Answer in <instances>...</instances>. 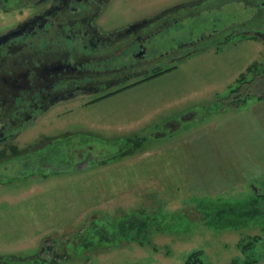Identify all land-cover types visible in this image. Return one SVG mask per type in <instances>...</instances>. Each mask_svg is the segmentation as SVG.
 <instances>
[{"label": "rangeland", "instance_id": "374dc122", "mask_svg": "<svg viewBox=\"0 0 264 264\" xmlns=\"http://www.w3.org/2000/svg\"><path fill=\"white\" fill-rule=\"evenodd\" d=\"M185 1L110 0L94 24L102 32L122 29ZM216 1L187 7L199 16L155 34L147 46L165 52L212 33L214 24L225 29L224 40L204 43L182 67L166 59L175 67L111 95L48 101L0 144V257L185 264L201 250L205 262L232 264L264 255V216L220 227L202 207L242 205L256 195L264 201V36L255 27H230L251 18L252 6L218 8ZM31 5L0 0V34L45 4ZM135 80L141 75L121 86ZM45 149L56 160L32 156ZM133 217L145 223L121 227L139 221ZM253 235L260 240L243 254L238 243Z\"/></svg>", "mask_w": 264, "mask_h": 264}, {"label": "flooded vegetation", "instance_id": "af4514ba", "mask_svg": "<svg viewBox=\"0 0 264 264\" xmlns=\"http://www.w3.org/2000/svg\"><path fill=\"white\" fill-rule=\"evenodd\" d=\"M26 1L18 0V4L45 5L29 12L16 28L0 34V144L14 136L15 129L48 101L78 92L104 94L123 80L137 75L146 78L167 68L166 59L181 60L195 53V49H202L204 43L224 40L226 36L225 29H218L214 24L212 33L178 41L165 52L155 50V53L147 46L155 34L164 36L165 30L171 27L178 30L182 21L199 16L200 12H189L187 7L208 4L211 0L179 2L122 29L105 32L94 21L110 0ZM216 2H219L218 8L230 3L252 6L251 18L230 27H255V33L264 36L261 26L264 0ZM205 10L210 12L213 8L208 5ZM123 56L129 60L121 65L119 60ZM159 61L163 62L157 65ZM173 125V122L165 124L170 128Z\"/></svg>", "mask_w": 264, "mask_h": 264}, {"label": "trees", "instance_id": "16d2710c", "mask_svg": "<svg viewBox=\"0 0 264 264\" xmlns=\"http://www.w3.org/2000/svg\"><path fill=\"white\" fill-rule=\"evenodd\" d=\"M185 57H187V56L185 55ZM184 58H181V59H184ZM176 61H178V60H176ZM173 67H175V65L168 66L167 68H164L162 70H157L153 74L147 76L146 78H143L141 80H135L134 82L128 83L125 86H121L122 84H124L127 81V79L123 80L114 90H111L109 92H105L103 95H106V96L111 95V94L116 93L122 89H125L131 85H134L138 82H141L142 80L145 81V80L149 79L150 77H156L157 75H159V74H161V73L165 72L166 70H169ZM243 79H244V77H240L238 79V81L241 82V81H243ZM98 98L99 97H97L96 99H98ZM119 140H121V138ZM47 149L40 151L39 154H33L32 156L39 157L40 155H43V157L45 158V157H47L46 152H45ZM57 157H58V155L56 154L54 159H51L50 156H48L47 158L54 161V160H56ZM27 164H28V160L26 161L24 159L23 165L26 166ZM263 202L264 201L259 199V195H256L254 197L249 198L242 205L229 203V204L218 206L215 204L212 205L211 203H207V204H204L202 207L204 210L210 209L211 213H213V220L215 219V221H213V222L215 225L220 226V227H230V226L238 227V226L245 225V223H247L249 220L254 219L257 216H264V205L261 206ZM133 218H135V220H139V221H136L132 224L129 223L128 221H123V226H121V227L127 229V228H132L133 226L139 227L141 224L145 223V221L143 219H138L136 217H133ZM244 239L245 240H241L238 243L240 251L243 254L248 252L254 246L256 241L260 240V236L259 235H253V236H248L247 238H244ZM257 259H259V257H255V258L251 257V259H248L247 254H246L245 258L242 261L239 262L237 259H234V260H232V264H251V263L255 262ZM20 261H22V260H20ZM20 261L12 259V257L7 256V255L4 257H0V264H10V263L11 264H20V263H22ZM185 264H211V263L205 262L201 257V250H197V251L192 252L187 257V259L185 260Z\"/></svg>", "mask_w": 264, "mask_h": 264}, {"label": "crops", "instance_id": "0c3cea01", "mask_svg": "<svg viewBox=\"0 0 264 264\" xmlns=\"http://www.w3.org/2000/svg\"><path fill=\"white\" fill-rule=\"evenodd\" d=\"M201 53H199V55H200ZM195 55H198V54H195ZM190 56V55H189ZM187 56V57H185L184 59H181L180 60V63L181 64H179V66H181L182 67V65H185L186 63H189V62H186V61H190V59H191V57H195V56ZM182 61V62H181ZM190 65V64H189ZM189 65H187V66H189ZM179 66H177V67H179ZM154 78V77H153ZM251 264H264V255L263 256H261L259 259H257L255 262H253V263H251Z\"/></svg>", "mask_w": 264, "mask_h": 264}, {"label": "water", "instance_id": "95a60500", "mask_svg": "<svg viewBox=\"0 0 264 264\" xmlns=\"http://www.w3.org/2000/svg\"><path fill=\"white\" fill-rule=\"evenodd\" d=\"M195 1H200V0H195Z\"/></svg>", "mask_w": 264, "mask_h": 264}, {"label": "bare ground", "instance_id": "6f19581e", "mask_svg": "<svg viewBox=\"0 0 264 264\" xmlns=\"http://www.w3.org/2000/svg\"><path fill=\"white\" fill-rule=\"evenodd\" d=\"M119 57V56H118ZM111 65V64H110Z\"/></svg>", "mask_w": 264, "mask_h": 264}]
</instances>
